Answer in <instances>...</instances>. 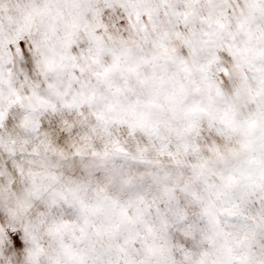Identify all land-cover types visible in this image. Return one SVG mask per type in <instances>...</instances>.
Listing matches in <instances>:
<instances>
[{
    "label": "snow or ice",
    "instance_id": "1",
    "mask_svg": "<svg viewBox=\"0 0 264 264\" xmlns=\"http://www.w3.org/2000/svg\"><path fill=\"white\" fill-rule=\"evenodd\" d=\"M0 264H264V0H0Z\"/></svg>",
    "mask_w": 264,
    "mask_h": 264
}]
</instances>
